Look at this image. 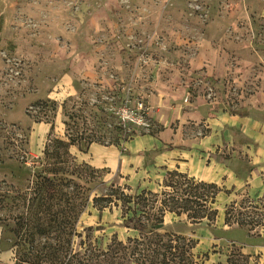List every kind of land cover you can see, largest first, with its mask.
Instances as JSON below:
<instances>
[{
	"label": "rangeland",
	"instance_id": "rangeland-1",
	"mask_svg": "<svg viewBox=\"0 0 264 264\" xmlns=\"http://www.w3.org/2000/svg\"><path fill=\"white\" fill-rule=\"evenodd\" d=\"M4 1L9 5L0 7V182H5L1 191L11 189L31 196L40 177H53L45 172L49 162L44 151L50 138H65L66 122L71 133L93 137L105 146H121L136 136L157 134L162 127L152 117L148 130L135 125L125 128L117 111L127 99L132 106L140 100L148 105V96L164 88L163 83L174 74L188 82L190 98L201 95L233 111L250 104L257 106L256 94L264 87V0H183L180 9L169 8L158 19L154 14L158 7L153 5L141 9L144 17L137 24H133L135 15L117 17L122 32L129 30L126 25L144 32L143 39H133L131 44L144 45L149 51L138 62L135 56L122 60L116 55L118 48L110 44V33L102 34L99 37L107 43V49L98 53L100 57L95 60L99 58V63L105 64L96 62L103 81L79 78L76 90L56 100L36 95L40 88H49L47 78L52 82L62 71L59 63L67 53L65 43L73 30L72 19L79 4L84 1L88 8H94L100 0ZM205 47L209 52L215 48L223 57L224 78L216 80L207 69L191 70L190 63ZM118 65L123 69L117 70ZM39 123H50L57 129L31 148L32 126ZM77 147L85 151L88 145L82 141ZM77 163L84 164L78 160ZM94 171L91 176L83 172L73 178L80 187L90 190L91 197L78 232L93 227L94 237L104 247L115 236L121 241L136 237L137 233L124 228L120 207L101 212L98 209L104 203L95 209L93 199L115 189L132 195L142 191L130 188L122 176L107 170ZM189 179L185 174L170 178L172 188L166 192L175 197L180 208L191 211L181 217L166 214L160 231L197 241L195 256L206 264H225L229 259L232 264H264L262 256L251 257L242 252L243 248L264 246V240L257 236L264 228V202L238 198L224 206L218 198L221 188L217 186L219 193L213 200L216 190ZM163 191L164 185L158 190V198H150V207L155 201L156 209L161 207ZM23 211L9 208L0 213L7 220L0 228V251L12 252V264L17 263L15 221ZM195 215L197 219L190 218Z\"/></svg>",
	"mask_w": 264,
	"mask_h": 264
},
{
	"label": "crops",
	"instance_id": "crops-1",
	"mask_svg": "<svg viewBox=\"0 0 264 264\" xmlns=\"http://www.w3.org/2000/svg\"><path fill=\"white\" fill-rule=\"evenodd\" d=\"M8 5V1L0 0V7ZM150 5L158 7L154 12L158 19L169 8L180 9L183 0H100L94 8H88L82 1L73 16V30L65 43L67 53L59 63L62 71L52 82L47 78L49 88H40L35 95L56 100L76 90L79 78L102 82L103 73L98 72L97 65L100 61L95 59L107 49V43L99 37L104 33H110V44L118 48L116 55L122 60L135 56L138 62L149 49L144 45L134 46L131 41L143 39L144 32H136L129 25H126L129 30L122 32L118 18L135 15L133 24L138 23L140 17H144L142 10ZM211 50L212 53L208 47L201 49L197 60L190 63L191 70L207 69L209 75L219 80L226 76L225 62L218 50ZM115 68L123 69L121 65ZM187 83L174 74L163 83L164 88L148 96L150 115L162 127L157 134L136 136L121 146L92 144L85 151L73 146L72 154L96 170L124 177L136 191L158 193L168 174L178 172L197 182L221 188L218 198L224 206L238 198L263 203L264 87L256 94L257 106L250 104L233 111L201 95L190 98ZM56 129L53 130L50 123L34 124L30 147H37L41 139ZM257 236L264 240V228ZM242 250L251 257L262 256L264 261V246ZM12 259V252L0 251V264H12Z\"/></svg>",
	"mask_w": 264,
	"mask_h": 264
},
{
	"label": "trees",
	"instance_id": "trees-1",
	"mask_svg": "<svg viewBox=\"0 0 264 264\" xmlns=\"http://www.w3.org/2000/svg\"><path fill=\"white\" fill-rule=\"evenodd\" d=\"M65 125L68 127L65 138H50L44 151L49 162L45 172L53 177H40L31 196L11 189L1 191L5 182H0V213L9 208L24 210L15 221L14 233L18 239L16 264H206L195 256L197 241L160 231L166 214L181 217L191 211L180 208L175 203V197L166 192L172 188L170 178L183 175L178 172L168 174L169 179L161 193L164 199L157 209V201L151 207L148 202L150 198H158L159 194L147 190L132 195L115 189L110 194L93 199L95 209L99 203H104L98 209L101 212L113 206L120 207L124 228L137 233L136 237L121 241L115 236L104 247L94 237L93 227L79 233L78 225L89 209L91 197L90 190L80 187L73 178L77 173L91 176L95 171L86 163L79 165L71 148L85 141L87 150L90 145L99 142L77 131L71 133L70 125L67 122ZM189 180L216 190L213 200L219 193L216 185ZM154 210L158 213H153ZM198 215L190 218L197 219ZM4 222L7 220L0 217V228ZM27 247L29 252L25 253ZM225 264H232L231 259Z\"/></svg>",
	"mask_w": 264,
	"mask_h": 264
},
{
	"label": "built area",
	"instance_id": "built-area-1",
	"mask_svg": "<svg viewBox=\"0 0 264 264\" xmlns=\"http://www.w3.org/2000/svg\"><path fill=\"white\" fill-rule=\"evenodd\" d=\"M117 117L120 124L125 128L134 125L143 130L150 128V108L144 100L138 101L135 106L131 105L129 99L125 100L121 108L117 111Z\"/></svg>",
	"mask_w": 264,
	"mask_h": 264
}]
</instances>
